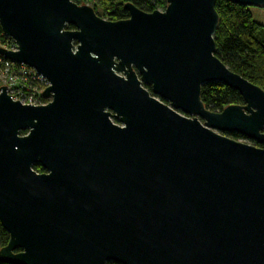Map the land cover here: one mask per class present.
<instances>
[{
	"label": "water",
	"instance_id": "obj_1",
	"mask_svg": "<svg viewBox=\"0 0 264 264\" xmlns=\"http://www.w3.org/2000/svg\"><path fill=\"white\" fill-rule=\"evenodd\" d=\"M166 2L0 0V57L49 83L43 106L0 87V264H264V90L217 58V0ZM216 82L244 105L208 110Z\"/></svg>",
	"mask_w": 264,
	"mask_h": 264
},
{
	"label": "trees",
	"instance_id": "obj_2",
	"mask_svg": "<svg viewBox=\"0 0 264 264\" xmlns=\"http://www.w3.org/2000/svg\"><path fill=\"white\" fill-rule=\"evenodd\" d=\"M72 1L80 6L94 4L98 11L99 9L102 11L103 19L110 22L129 18L128 12L124 9V5L127 3H132L145 13L165 11L167 7L166 0ZM94 10L100 16L101 13ZM216 11L220 17V24L214 37L217 58L232 72L264 90V26L253 20L249 8L228 0H217ZM7 41L8 39L0 27V48ZM2 61L3 58L0 57V66ZM146 89L151 91L150 87L146 86ZM201 99L205 107L214 113H220L231 105H244V99L238 92L218 82L205 84L202 87ZM22 135H26V132H23ZM230 136L242 138L236 134ZM34 170L39 174L45 173V170L39 165L34 166ZM8 242L9 234L0 224V249L7 246Z\"/></svg>",
	"mask_w": 264,
	"mask_h": 264
},
{
	"label": "built area",
	"instance_id": "obj_3",
	"mask_svg": "<svg viewBox=\"0 0 264 264\" xmlns=\"http://www.w3.org/2000/svg\"><path fill=\"white\" fill-rule=\"evenodd\" d=\"M7 39L3 48L17 51L15 42ZM2 86L8 87L9 95L14 101H20L24 105L43 106L48 104L41 94L49 87V83L27 65L15 64L3 59L0 66V87Z\"/></svg>",
	"mask_w": 264,
	"mask_h": 264
},
{
	"label": "rangeland",
	"instance_id": "obj_4",
	"mask_svg": "<svg viewBox=\"0 0 264 264\" xmlns=\"http://www.w3.org/2000/svg\"><path fill=\"white\" fill-rule=\"evenodd\" d=\"M90 6H92L94 9H96V11H98V8H97L96 6H94V4H91ZM249 11H250V13L252 14L253 20H254L256 23H258V24L264 26V8H255V7H251V8H249ZM98 12L101 13V14H100V17L103 19L104 16L102 17V15H103V14H102V11L99 9ZM162 12H163V11H162ZM47 102H49V101H47ZM115 123L119 124L118 122H115ZM224 135L227 136V137H229V138L232 139V140H235V141L241 142V143H243V144L255 145V143H254L253 141H249V140H247V139H245V138H240V139H238V138H235V137L230 136V135H227V134H224Z\"/></svg>",
	"mask_w": 264,
	"mask_h": 264
}]
</instances>
